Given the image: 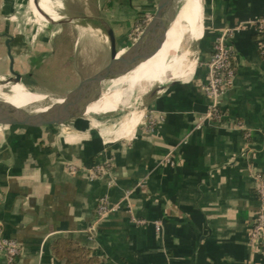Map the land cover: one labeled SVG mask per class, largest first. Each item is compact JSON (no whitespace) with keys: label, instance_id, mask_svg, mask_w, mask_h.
<instances>
[{"label":"crops","instance_id":"crops-1","mask_svg":"<svg viewBox=\"0 0 264 264\" xmlns=\"http://www.w3.org/2000/svg\"><path fill=\"white\" fill-rule=\"evenodd\" d=\"M13 1L0 0V75L9 73L7 37L12 39L13 69L22 81L48 52L51 72L63 71V60L71 57L63 47L54 51L44 48L47 40L27 42L13 35ZM50 1L38 3L55 17L59 14ZM197 1L203 9V31L188 48L192 60L187 55L176 67L186 50L180 51L184 32L191 31L185 0L160 50L123 80V88L130 87L147 72L172 71L166 79L171 82L147 95L133 123L122 126L132 114L110 122L106 117L112 112L84 116L74 125L0 131V234L20 246L13 264H71L50 252V243L58 237L91 249L98 264H264V255L248 240L258 208L254 173L264 174V53L249 25L264 16V0ZM96 2L92 11L87 7L69 16L88 17L72 24L73 41L78 47L101 31L106 35L94 20L99 18L112 29L118 56L139 36L156 5V0ZM29 4L38 21L45 22ZM227 29L234 31L229 43L236 76L220 99L224 117L217 123L206 118L210 100L200 87L206 82L213 42ZM164 81L153 79L138 93ZM100 100L107 102L106 109H121ZM150 114L163 117L152 130ZM200 119L202 126L196 128ZM247 146L250 151L244 157ZM105 163L109 176L92 178L95 167ZM102 197L114 210L96 220L95 207ZM155 222L161 224L160 232ZM0 264H8L2 253Z\"/></svg>","mask_w":264,"mask_h":264},{"label":"rangeland","instance_id":"rangeland-1","mask_svg":"<svg viewBox=\"0 0 264 264\" xmlns=\"http://www.w3.org/2000/svg\"><path fill=\"white\" fill-rule=\"evenodd\" d=\"M50 2L54 5L56 12L62 19L68 18L70 16L69 14H72V16L82 14L87 7L92 11L95 5H97L96 0H90L89 2L85 0H51ZM12 3L13 10L9 17L12 24L13 35H21L27 42L31 40H33V42L47 40L48 42L45 43L44 48L56 51L58 48L63 47L67 51H65V54L68 52L71 54L70 58L63 60L64 65L62 68L65 69L66 67L67 69L54 74L51 72L50 68V54L49 52L48 54L46 53L43 61L40 62L36 69L31 71L32 76H23V81L20 85L24 88H30L32 92L40 93L50 98L62 96L77 86L80 80L93 74L109 61V43L106 41L107 36L102 31L101 36L92 35L89 39L79 42V46L77 47L75 45L76 42L74 43L73 41L75 38L72 31L73 23L49 24L40 22L32 12L29 0H14ZM57 4H59L61 8H58ZM187 32L188 31L184 32L183 35L185 49L190 48L192 44ZM72 49L75 50V53L69 51ZM9 77H12L10 73L0 75V87L2 88V92L6 94L10 91L8 86L14 85V83H4ZM62 78L69 79L66 80V82L63 81ZM160 86H162V84H153L146 93L143 94L134 92L130 102L118 111L117 108H113L112 110H109L110 108L106 109V107H108L107 102L98 100L90 106L91 110L88 113L89 116L86 117L102 116L115 112L106 117L108 119L110 118V122L112 123L114 119L120 116L128 117L130 114L138 112L142 108L147 95ZM100 128H102V126H100Z\"/></svg>","mask_w":264,"mask_h":264},{"label":"water","instance_id":"water-1","mask_svg":"<svg viewBox=\"0 0 264 264\" xmlns=\"http://www.w3.org/2000/svg\"><path fill=\"white\" fill-rule=\"evenodd\" d=\"M180 0H156L155 10L135 41L118 56L116 40L112 29L102 19L99 21L106 30L110 47V57L107 64L92 75L82 79L77 86L62 96L52 97L53 101L31 117L23 116L12 106L0 101V130L37 129L46 126L74 125L85 115L89 104L100 98L101 89L114 79L126 75L138 64L153 57L161 48L168 31V24L173 19ZM34 7L44 17L46 23L64 24L77 23L88 17H68L53 21L44 14L38 5V0H32ZM12 39L7 37L5 46L9 59V73L12 77L4 83L21 84L22 77L13 69V58L9 44ZM150 94H153L151 92Z\"/></svg>","mask_w":264,"mask_h":264},{"label":"built area","instance_id":"built-area-1","mask_svg":"<svg viewBox=\"0 0 264 264\" xmlns=\"http://www.w3.org/2000/svg\"><path fill=\"white\" fill-rule=\"evenodd\" d=\"M250 28L254 34L258 37L262 44V51L264 53V16L251 23ZM233 30L227 29L217 37L212 46V53L210 60L207 63L208 73L206 82L201 85L200 89L203 95L210 100V104L207 107L206 118L219 123L224 113L220 108L221 97L231 89L236 76V64L232 46L229 43L233 35ZM140 32L137 33V36ZM163 121V117H156L151 115L148 117V125L152 130L159 123ZM203 119H200L196 125V128L202 126ZM249 138V135H245ZM250 149L246 148L244 157L248 154ZM166 162L171 163L169 160ZM250 169L253 170V165L249 162ZM108 163L103 165H97L91 174L94 179H102L109 176ZM256 179L255 192L258 199V208L254 213L252 223L249 229V243L260 254L264 255V174L254 173ZM110 183L112 181H109ZM128 196V195H126ZM114 210V207L109 203L107 197L99 198L95 207V219H102ZM134 222L139 225L147 224L144 220L134 219ZM155 231L160 232L161 224L159 222L154 223ZM0 253H2L8 264H13L20 255L19 244L11 239L4 238L0 234Z\"/></svg>","mask_w":264,"mask_h":264},{"label":"bare ground","instance_id":"bare-ground-1","mask_svg":"<svg viewBox=\"0 0 264 264\" xmlns=\"http://www.w3.org/2000/svg\"><path fill=\"white\" fill-rule=\"evenodd\" d=\"M185 0H180L179 3L177 4V8L175 10L174 16H176V13L179 11L180 7L182 6L183 2ZM30 2L33 5L32 0ZM188 4L191 10V31L188 33L189 38L192 42L198 41L201 36H202V23H201V15H203V9L200 7L199 3L197 0H188ZM39 5V3H38ZM34 6V5H33ZM40 8V6H39ZM36 13L38 11L34 7ZM40 10L46 14L41 8ZM40 15V13H38ZM47 15V14H46ZM42 16V15H40ZM50 19L53 21H58L60 19V16L57 15L55 17L47 15ZM44 19V17H42ZM46 22V20L44 19ZM169 26L171 23L174 21V18L170 20ZM77 43V42H76ZM184 40L182 41V46L180 48V51L185 49L184 48ZM189 56L187 60H192L191 59V53L186 49L181 57L177 60L176 62V67L179 65H182L184 63L185 57ZM139 64L131 70L129 73L126 75H123L121 77H118L117 79L112 80L108 84L102 87L101 89V94H100V99H107L108 101L112 102L113 104L120 105V107H125L129 102L130 99L133 97L134 92H139V90L144 87L146 84L151 83V81L154 79L156 82H162L166 79H168L172 75V71L170 72V69H163L159 71L155 75H150L148 72L143 74L142 76L136 78L132 85L130 87H124L123 84L126 78H128L137 68ZM150 81V82H149ZM171 82L170 80H166L162 83V85H166ZM10 88L9 93H3L2 88L0 87V101L5 102L6 104L12 106L14 109H17L21 115L31 117L34 114L40 112L47 104V102L53 101L52 98L40 94V93H34L32 91H29L28 89L24 88L20 84H14L8 86ZM96 100V101H98ZM94 101V102H96ZM93 102V103H94ZM89 104L88 107L86 108L85 115L84 116H89L88 113L91 110L90 106L93 104ZM142 114V113H141ZM83 116V118H84ZM140 118L139 113H132L131 119L128 121V119H124L122 126L128 125L136 121L137 119ZM97 126V125H96ZM121 127V126H120ZM111 129V128H110ZM113 129V128H112Z\"/></svg>","mask_w":264,"mask_h":264},{"label":"trees","instance_id":"trees-1","mask_svg":"<svg viewBox=\"0 0 264 264\" xmlns=\"http://www.w3.org/2000/svg\"><path fill=\"white\" fill-rule=\"evenodd\" d=\"M66 69V67L62 68V70ZM50 252L55 259L66 260L71 264H98L101 262L92 254L91 249L65 237L54 239L50 243Z\"/></svg>","mask_w":264,"mask_h":264}]
</instances>
